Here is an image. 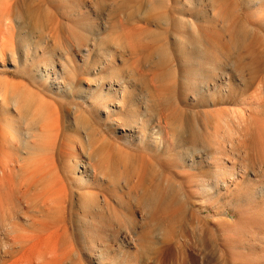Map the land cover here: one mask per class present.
Here are the masks:
<instances>
[{
  "label": "rangeland",
  "instance_id": "obj_1",
  "mask_svg": "<svg viewBox=\"0 0 264 264\" xmlns=\"http://www.w3.org/2000/svg\"><path fill=\"white\" fill-rule=\"evenodd\" d=\"M42 1L52 23L0 0V23L18 13L0 91L25 84L61 130L40 135L0 100V264H264V0ZM40 165L46 200L26 184ZM43 232L56 245L34 247Z\"/></svg>",
  "mask_w": 264,
  "mask_h": 264
},
{
  "label": "bare ground",
  "instance_id": "obj_2",
  "mask_svg": "<svg viewBox=\"0 0 264 264\" xmlns=\"http://www.w3.org/2000/svg\"><path fill=\"white\" fill-rule=\"evenodd\" d=\"M45 1V0H44ZM78 1L79 0H77L76 1V3H78ZM198 1V0H197ZM203 0H201V2H202ZM205 1V0H204ZM211 1H213V0H211ZM229 2L227 3V0H214L213 2H211V6H216V5H219L220 6V4L222 3V4H224V3H226V4H230V2H232V1H230V0H228ZM10 2H11V0H10ZM41 2H43L42 0H41ZM47 2V1H46ZM52 2V1H51ZM55 2V1H54ZM179 2V1H178ZM195 2V1H194ZM206 2H208L209 3V1H206ZM234 2V1H233ZM64 3V2H63ZM72 4H73V2H71ZM80 3H81V1H80ZM197 3H199V2H197ZM19 4L21 5V6H23V14H21V16L23 15L24 16V19H25V21H26V19L28 20V21H30L31 19H33L34 18V16H35V14H36V12H39V14L41 15V17H42V22H44V23H49V22H51L52 23V21H49L50 20V18H52L50 15H52V14H48V13H46L47 11L43 8L44 6H43V4H44V2L43 3H40L39 4V2H38V4H37V2L36 3H34V0H15V3L13 4V0H12V6L14 7L15 5L18 7L19 6ZM35 4V5H34ZM37 4V5H36ZM50 4V3H49ZM48 4V5H49ZM71 4V5H72ZM79 4V3H78ZM225 4V5H226ZM205 5H207V4H205ZM224 5V6H225ZM234 5V4H233ZM52 6V5H51ZM60 6H62L63 7V5H60ZM222 6V5H221ZM230 6V5H229ZM12 7V8H13ZM17 7L16 8H14L15 10L17 9ZM61 7V8H62ZM73 7V9L71 10L72 11V14L73 15H75L76 16V19H75V17H74V20H73V22L72 23H80V17H81V13H80V9L78 8V6L76 7L75 5H73L72 6ZM213 7H212V9H213ZM218 7V6H217ZM216 7V8H217ZM225 7H227V5L225 6ZM234 7V6H233ZM232 7V8H233ZM5 8V9H4ZM11 7H10V5H8L7 7H3L2 8V10H1V13H2V15H1V23H0V66L1 65H3V63H4V56L8 53V51L10 50V48L12 49V46H13V44L11 43V33H12V31L14 30V26H13V23H10V16L11 15H13V14H11V12H14L13 10L11 11V9H12ZM19 8V7H18ZM69 8V7H68ZM70 8H71V6H70ZM220 8V7H219ZM223 8V7H222ZM63 9H65L64 7H63ZM214 9H215V7H214ZM226 9V8H225ZM18 10H20V9H18ZM17 10V11H18ZM21 11V10H20ZM20 11H18V12H20ZM22 11H21V13H22ZM50 11V10H49ZM48 11V12H49ZM56 11H58V10H56ZM60 11V10H59ZM58 11V12H59ZM66 11V10H65ZM70 11V12H71ZM226 11H227V9H226ZM235 11V10H234ZM16 12V11H15ZM14 12V13H15ZM17 13V12H16ZM61 13V12H60ZM60 13H58V14H60ZM66 13V12H65ZM18 14V13H17ZM37 15V14H36ZM64 15H66V14H64ZM234 16V15H233ZM36 17V16H35ZM62 17V16H61ZM66 17V16H65ZM38 18V17H37ZM55 18H56V15H55ZM57 18H59V16H57ZM233 18V17H232ZM239 18V17H238ZM35 19V18H34ZM237 19V18H236ZM58 20H60V18L58 19ZM233 20H235V19H233ZM40 21V20H39ZM61 21V20H60ZM32 22V21H31ZM57 22V24L59 23L58 21H56ZM237 22V21H236ZM27 23V22H26ZM33 23V22H32ZM55 22L53 21V24H54ZM61 23V22H60ZM60 23H59V25H60ZM56 24V25H57ZM46 25V24H45ZM59 25H58V28H59ZM28 27H29V29L30 30H32V28H33V26L32 25H30V23H28ZM36 28V27H35ZM50 28V27H49ZM49 28H46V30H49ZM51 28H52V26H51ZM50 28V29H51ZM56 28V27H55ZM54 28V29H55ZM43 30H45V29H43ZM58 30V29H57ZM34 32V31H33ZM53 32H55L54 30H53ZM56 34V33H55ZM54 34V35H55ZM47 34H45L44 36H46ZM49 35V34H48ZM53 35V34H52ZM188 37H189V39H187V41H190V42H188V43H190V44H193V47L194 46H197V47H200V45L201 44H204L205 42H203L202 40H201V36L199 37H193L191 34L189 35H187ZM52 37V36H51ZM187 38V37H186ZM259 38V37H258ZM202 39H204V38H202ZM208 40V39H207ZM203 42V43H202ZM253 42V41H252ZM252 42H249V43H252ZM258 41H257V38H256V42H253V44L255 43V44H258L257 43ZM255 44H254V48L257 46H255ZM199 45V46H198ZM205 45V44H204ZM207 45H209V44H207ZM250 45V44H249ZM260 45V44H259ZM206 47V46H205ZM250 47V46H249ZM248 47V48H249ZM257 47H259V46H257ZM214 48V47H213ZM250 48H252V46L250 47ZM196 49V48H195ZM205 49V48H204ZM204 49H202L203 50V52H205V50ZM207 49V48H206ZM211 50V49H210ZM215 50V49H214ZM252 50V49H251ZM255 50V49H254ZM192 51V50H191ZM207 51V50H206ZM258 51V48H257V50H256V52ZM200 52H202L201 51V49H200ZM200 52H199V54H200ZM208 52L210 53V51H209V48H208ZM239 52V51H238ZM251 52V51H250ZM9 54V53H8ZM201 54H204V53H201ZM208 54V53H207ZM206 54V55H207ZM212 54V53H211ZM195 62V61H194ZM245 63V62H244ZM243 63V64H244ZM229 65V64H228ZM238 69V68H237ZM35 76L36 77H38L39 79H41L42 81H44V83L46 84V85H50V86H52L53 85V82H55L56 80H57V78H58V75L55 73V72H51V70L50 71H48L47 69H45L44 71H43V74H35ZM2 83H3V85H4V88H3V91L1 92L0 91V100H1V104H2V102H3V104H5V106L8 108H10L11 107V110H12V113H17L18 114V116H20L21 118H23V119H26L27 121L29 120L30 121V123L31 122H33V124H35V126L37 125V124H39V126H40V135H44V136H47V135H51V134H54L55 136L57 135H59L58 134V132L59 131H61L59 128L60 127H58L59 125H58V123H60V122H58V120H57V123L55 122L54 123V121H56L55 119H54V121L53 120H51L50 121V119H49V117H48V114L49 115H51L53 112H50V110H49V108L48 107H46L45 108V106H46V104H44V103H42V104H44V105H42L41 104V106H38V104L35 102V99L33 98V96H32V92H29V89L27 90L26 88H24V87H27V86H24L25 84H23V85H21L20 83H14V82H11V81H8V80H3L2 81ZM40 105V104H39ZM9 108H8V110H9ZM38 108V110H36ZM39 108H41V110L43 109V110H47V108H48V110L49 111H43V112H46V113H44V114H42L43 112H41V110L39 109ZM45 108V109H44ZM38 111V112H37ZM9 112V111H8ZM35 112H36V114H35ZM33 113L35 114V115H33ZM47 114V115H46ZM53 114H55V113H53ZM32 117H33V119H32ZM44 117H46V118H48V122H45V121H41L42 120V118H44ZM59 117V116H58ZM57 117V118H58ZM35 118H37V119H35ZM46 118H44V120H46L47 121V119ZM51 118V117H50ZM162 118V117H161ZM188 119V118H187ZM33 120V121H32ZM40 120V121H39ZM38 122H40V123H38ZM43 122V123H42ZM50 122V123H49ZM43 124V125H42ZM196 128V127H195ZM7 129V128H6ZM5 129V127H4V129H1L2 131H0V135L2 134H6L7 135V133L9 132V131H7ZM9 130V129H8ZM12 132V131H11ZM61 133V132H60ZM56 136V137H57ZM2 137H5V136H2ZM1 137V138H2ZM55 137V138H56ZM6 138V137H5ZM5 138H2L3 140L5 139ZM2 139H0V141H2ZM8 139V138H7ZM6 140V139H5ZM1 143H3V142H1ZM6 143V142H5ZM200 143V142H199ZM4 144V143H3ZM4 145H6V144H4ZM4 145H2L4 148H6V146H4ZM112 147V146H111ZM8 149V148H7ZM7 149H6V151H7ZM4 151V150H3ZM2 151V152H3ZM5 152V151H4ZM7 154V156H8V152H6ZM0 154H1V150H0ZM2 155V156H1ZM0 156V159H2L3 161L4 160H7L6 159V157H5V159H4V156H3V154H1ZM46 156V155H45ZM3 157V158H2ZM47 157V156H46ZM11 157H9L8 159H10ZM49 158V157H48ZM53 158V157H52ZM50 160V159H49ZM89 161H88V164H90V165H92V171H93V174H95V172L97 171V169H96V166L93 164V160H91V159H88ZM2 161V162H3ZM13 162H15L14 160H12ZM100 161H101V159H100ZM5 162V161H4ZM4 162L2 163L3 165L1 166V168L0 169H4L3 168V166H5L6 167V165L8 164V162H7V164L6 165H4ZM10 162V161H9ZM13 162H10V163H13ZM44 162V161H43ZM55 162V161H54ZM53 162V163H54ZM1 163V162H0ZM15 163H17V162H15ZM14 163V164H15ZM52 163V164H53ZM1 165V164H0ZM12 165V164H11ZM10 165V166H11ZM49 164H47L46 166H48ZM83 165V163L80 165V166H82ZM7 166H9V164L7 165ZM14 166V165H13ZM12 166V168L14 169V167ZM41 166V165H40ZM39 166V167H40ZM45 166V167H46ZM15 167H16V165H15ZM32 167V166H31ZM34 167V166H33ZM32 167V168H33ZM39 167H34V170L33 169H31L30 167L28 168L29 169V173H31V175L33 176H35V174H36V172H35V169L37 170V172H40V173H42L43 174V172H45L46 171V169H43V168H45V167H43V166H41V168L39 169ZM9 168V167H8ZM11 168V167H10ZM11 168V169H12ZM47 168V167H46ZM56 168V167H55ZM79 168L81 169L80 170V173H79ZM6 170H7V168H5ZM12 169V170H13ZM19 168H17V170H18ZM0 171V183H1V180H3V182L5 183V181H6V177H4V175L6 176V174H4V170L3 171ZM8 170H10V169H8ZM33 170V171H32ZM43 172H42V171ZM144 170V169H143ZM31 171V172H30ZM75 171H76V173L75 174H77L78 176L82 173V168L81 167H79L78 165H77V168L75 169ZM7 172V171H6ZM15 173H17V171L15 170ZM28 173V174H29ZM32 173H35V174H32ZM40 173L36 176V177H32V176H26V178H28V179H26V180H29V182H30V184H28V181L26 182V184L29 186V187H31V185L32 184H35V185H33L32 187V189H36L38 186L37 185H39L40 184V182H41V180L42 179H44L43 178V176H42V174L40 175ZM9 174V173H8ZM7 174V175H8ZM10 174H11V172H10ZM9 174V175H10ZM14 174V172H12V176H15V175H13ZM70 174V173H69ZM8 175V176H9ZM30 175V174H29ZM41 176H42V178H41ZM72 176L73 177H71V180L72 181H75L76 182V178L77 179H80L81 177H77L76 176V178H75V175L74 174H72ZM3 177H4V179H3ZM25 179V178H24ZM31 179H34V180H32V181H30ZM12 180H13V178H12ZM19 180V179H18ZM21 180V179H20ZM14 181V180H13ZM24 181V180H23ZM7 182H9V181H7ZM7 182H6V186L4 185V183H2V186H5V187H7ZM17 181H15V183H16ZM58 182H59V179H58ZM10 183H12V181L10 182ZM22 183H24V182H20L19 184H21L22 186L25 184H22ZM32 183V184H31ZM37 183H39V184H37ZM42 184H43V181L41 182ZM62 183V182H61ZM26 184H25V186H26ZM132 184V183H131ZM8 185H9V183H8ZM18 185V184H17ZM16 185V186H17ZM46 185V186H45ZM44 186V188H46L47 190L48 189H51V188H49V187H51L52 186V184L50 185L49 183H48V185H49V187H48V185L47 184H45ZM54 185H55V183H54ZM62 187V189H60V186ZM59 185H58V183H57V186H55L54 188H52V199L54 200V202H57L55 199H57V197L59 196V198L61 197V194H62V196H63V193H59V192H65V190H64V188L65 187H63V184H60L59 183ZM11 186V184L8 186V188ZM12 186H14L15 187V184H13ZM22 186H20L19 185V187L17 186L16 188H20V187H22ZM28 186H26L25 188H23V190L24 189H26ZM36 188H35V187ZM59 186V187H58ZM28 187V188H29ZM56 187H57V190H55L56 189ZM1 188H3V187H1ZM12 188V187H11ZM39 188H41V190L43 189V191L44 192H42L40 189H39V195H41V194H43L44 196H43V199H45L46 200V198L48 197H51L50 195H49V191H48V195H46L47 193H45L47 190L45 189L44 190V188H42V186L40 187V185H39ZM15 189V188H14ZM22 189V188H21ZM21 189H19V190H21ZM31 189V190H32ZM5 190V189H4ZM7 190H9V189H7ZM7 190H5V191H7ZM11 190V189H10ZM10 190L9 191H7L8 192V194H7V196H9V192H10ZM13 190V189H12ZM11 190V191H12ZM22 190V191H23ZM55 190V191H54ZM61 190V191H60ZM27 191H29V190H27ZM36 191V190H35ZM17 192H18V189H17ZM24 192V191H23ZM23 192H21L22 193V195H23ZM26 192V191H25ZM25 192H24V195H25ZM54 192H55V195H54ZM0 193H2L1 191H0ZM6 193V192H5ZM4 193V194H5ZM11 193V192H10ZM19 193V192H18ZM20 193V194H21ZM30 193V192H29ZM45 193V194H44ZM133 193V192H132ZM57 194H59L58 196H57ZM47 197H46V196ZM11 196V195H10ZM55 196V199L53 198ZM57 196V197H56ZM42 197V196H41ZM41 197H40V199H41ZM64 197V196H63ZM63 197H61V199L63 198ZM34 199V198H33ZM39 199V200H40ZM42 199V200H43ZM153 199H155V202H157V201H159V197L158 196H156V195H154V198H152V200ZM45 200H43V202L44 203H47V202H45ZM50 200V199H49ZM49 200H47L48 202H51V204L53 205V202H52V200L51 201H49ZM58 204L57 205H59V203H60V200L58 199ZM104 201V203L107 205L108 204V202L106 201V200H103ZM102 201V202H103ZM44 203H42L41 202V204H43V205H45ZM50 204V203H49ZM159 204V202H157L156 203V206H157V210H158V205ZM51 205V206H52ZM55 205H56V203H55ZM54 205V206H55ZM56 205V206H57ZM50 206V205H49ZM50 206V207H51ZM55 206V207H56ZM43 207H45V206H43ZM49 207V209L51 210V208ZM159 208H160V206H159ZM44 209V208H43ZM48 209V210H49ZM156 213V212H155ZM108 214V213H107ZM133 214V213H132ZM114 215H116V214H114ZM108 217V216H107ZM111 217V216H110ZM115 217V216H114ZM110 219V218H109ZM113 219V218H112ZM45 221H47V220H44V222ZM40 223V222H39ZM94 221L92 222L91 221V223L90 224H88L89 226V228L90 229H93V227H94ZM44 224V223H43ZM42 224V225H43ZM108 223H106V225H107ZM85 227H87V225H85ZM42 228V227H41ZM43 229H44V227H43ZM48 229H50L49 227H48ZM48 229H46V231L44 230V232H46V233H50V230H52V229H55L54 231H58L59 229H57V228H51L50 230H48ZM57 229V230H56ZM63 229V228H62ZM87 229V228H86ZM49 232H48V231ZM64 230V229H63ZM53 231V230H52ZM53 231V232H54ZM43 232V233H44ZM59 232V231H58ZM46 233H44V234H42V236L44 235L45 237V239L43 240V238H42V241H40V239H39V241H37L36 243H34V247H35V245L37 246L38 245V247H39V245L41 246H43V245H45V243H46V241L49 243L50 242V244H52L53 242V244H55L56 245V243H55V241L54 240H58V238H59V235H58V237H53L54 238V240H52V242H51V236L53 235L52 233V235L47 239L46 238V236H48V235H46ZM64 233V232H63ZM56 235V232H55V234H54V236ZM57 238V239H56ZM57 242V241H56ZM33 246V245H32ZM49 246V245H48Z\"/></svg>",
  "mask_w": 264,
  "mask_h": 264
}]
</instances>
